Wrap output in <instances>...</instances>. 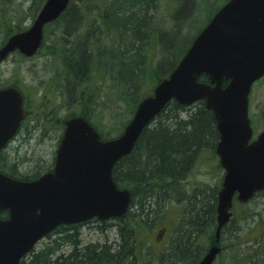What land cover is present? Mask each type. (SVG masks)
<instances>
[{"label":"trees","instance_id":"1","mask_svg":"<svg viewBox=\"0 0 264 264\" xmlns=\"http://www.w3.org/2000/svg\"><path fill=\"white\" fill-rule=\"evenodd\" d=\"M84 1L79 7L71 4L51 26L58 34L57 50L49 47L56 59L54 63L58 65L53 80L56 96L63 95L67 111L77 108L79 103V109L67 117L83 115L94 125V117L103 115L105 108L111 109L103 99V90L109 89L112 93H119L127 109L133 108V116L139 102L151 95L156 85L169 76L191 46L193 41L187 45L182 40L188 22H179L181 17L187 19L189 16L182 8L175 9L171 26H165L157 18L159 0ZM43 2L32 1L28 11L31 17L35 18ZM13 3L15 0H0V33L4 37L0 46L12 34L27 28L24 24L26 19L17 15L20 6ZM140 77L146 80L145 85L139 84ZM131 80L135 84L127 85ZM199 80L209 82L205 75ZM107 81L109 84H106ZM9 85H19V82L17 79L8 80L1 87ZM25 102L28 103L27 97ZM74 105L75 108H71ZM31 116L32 112L28 113L18 135H26V140L30 141L24 144L25 156L20 157L22 150L19 152L16 149V161L11 163L6 157L8 147L0 156V172L25 181L35 180L51 170L52 166L39 168L35 175H31L29 169L44 155L36 158L30 152L36 145L35 141L46 137L48 124L58 125L60 130L67 119H58L52 109L49 115L42 114V126L37 123L32 127ZM128 122H123L125 124L121 129L114 128L107 135L94 126L102 139L108 140L121 135ZM218 140L214 114L206 108L204 101L188 107L175 100L170 102L143 131L133 152L120 159L114 168L118 187L133 194L128 213L110 221L94 220L86 224L61 226L20 264H151L138 242L137 233L141 228H153L158 216L169 211L173 203L183 207L182 216L157 264H199L215 242L218 191L222 179L217 187L209 189L208 185L194 184L191 177L197 163L203 159H210L211 162L217 159L215 148ZM258 198H264V191L247 204ZM244 209L242 220L235 217L224 227L222 249L235 254L233 264H264V249L254 251L255 260H252V255H240L234 249L241 243H249L251 239L247 238L254 231L264 232V220L260 213L251 207ZM249 218L257 226L249 228L241 224ZM92 223H96L97 233L113 234V241L109 244L86 242L81 228ZM107 238L106 242L110 241V237ZM258 240L264 243V233L258 236Z\"/></svg>","mask_w":264,"mask_h":264},{"label":"water","instance_id":"2","mask_svg":"<svg viewBox=\"0 0 264 264\" xmlns=\"http://www.w3.org/2000/svg\"><path fill=\"white\" fill-rule=\"evenodd\" d=\"M71 0H47L34 24L0 48V62L20 51L33 56L41 47L44 27L58 19ZM207 75L210 83L199 82ZM264 76V0H230L196 37L177 67L142 100L116 139L103 141L84 118L67 122L53 172L34 182L0 173V264H20L37 244L61 225L93 218H122L133 195L119 189L114 167L130 155L146 127L173 100L184 106L205 101L213 111L220 140L217 154L225 170L219 193L216 244L199 264H214L217 245L233 213L234 197L248 202L264 190V132L253 137L249 96ZM225 81L229 84L224 86ZM23 94L16 87L0 90V152L25 119Z\"/></svg>","mask_w":264,"mask_h":264},{"label":"rangeland","instance_id":"3","mask_svg":"<svg viewBox=\"0 0 264 264\" xmlns=\"http://www.w3.org/2000/svg\"><path fill=\"white\" fill-rule=\"evenodd\" d=\"M32 1L33 0H15V3H13L17 6H20L19 10H17V15L22 19H26L24 21L26 27L31 26L34 19L31 17V13H28L32 5ZM227 1L228 0H159L158 2H160V11L157 14V18L159 19L158 22L165 26H171L174 10L177 9L176 11H178L182 8L184 13L186 12L185 15L189 16L187 19L181 17L182 15H180L181 18L179 17V22H188L186 28L184 29L182 38L183 42H186L188 45V42L194 40L196 35L210 21L213 14L216 13V11ZM85 2L86 1L84 0H73L71 4L72 6L79 7V5H82ZM53 29L54 27H48L46 41L36 56L32 58H23L19 56V54H14L7 61L0 65V83H6L8 80L15 81L17 79L21 89L28 97V107L37 112L36 114L34 113V116L41 121L42 114L48 115L52 109L56 111L58 119L64 118V116L74 113L79 109L78 103L77 108H75L76 105H74L71 108L75 109L67 111V109L64 108L65 102L63 95L62 97L56 96V84H54L53 80L56 77L55 75L58 71V65L54 63L56 60L55 56L49 51L50 46L55 48V51L58 48V41L56 38L58 34L57 31ZM1 42H4L2 32L0 33V43ZM184 48L185 45L183 46V49ZM115 52L118 53L116 46ZM59 64H61V62H59ZM65 73L67 72L65 71ZM139 81L140 85H145V83H147L146 80L144 81V79L141 77L139 78ZM106 84H109V81H107ZM126 84L132 86L135 84V82L134 80H131ZM147 87L148 86L145 88ZM103 94H105L103 99L109 103L111 109L107 110L105 108L103 115L94 117L93 121L94 125L100 131L102 130L105 135H107L114 128L121 129L125 124L123 122H128L131 119V111L133 108L129 107V109H127L126 103L121 100V96L118 92L112 93L109 89H105L103 90ZM38 102H40V104L37 107ZM127 115L129 117H127ZM45 117L47 116H44V118ZM250 118L256 137L264 130V79L259 81L253 88L250 98ZM52 127L56 128L57 130L59 128L58 125ZM55 133L56 132L51 133V135L48 137L35 141L36 145L33 146L30 155L33 157L35 156L36 158H39L41 155L44 156L43 158L41 157L42 159H40V161H35L33 163V166L29 169L31 171H29L31 175H35L39 168L53 166L56 149L59 144L57 141L59 137L56 136ZM26 139V135L17 136L14 142H12L8 147L6 157L11 163L16 161V155L14 154L16 149L19 150V152L22 150L20 157L25 156V150H23V147L26 145V143H30V141ZM219 167L220 166L219 162H217V159H213L212 162L210 159H203L194 167V174L193 177H191V181L196 185H208L209 189L211 187L215 188L220 184L224 175V172ZM241 204L242 203L240 201L235 202L233 208V218L236 217L238 220H242L243 212L245 211L244 208L251 207L255 212L260 213V216H262L264 220V198H258L257 201L255 200L250 204H247L248 206H241ZM168 210L169 211H165L160 216H158L153 228H141L137 233L138 242L142 245L141 247L144 249V252H146L148 260H150L151 264H157L158 262L160 263V255L163 254L167 249L166 246L169 239L171 238L170 236L173 234V230L175 229L177 223H179L178 221L181 219L183 207L177 203H173L171 208ZM241 224H244L245 227L248 226L249 228L257 226L255 225V221L251 220V218H249L247 222H241ZM95 225L96 223H93L85 225L81 228L83 239L88 243H111L114 237L113 234L107 235L106 233L105 235H102L101 232L97 233ZM164 229L167 230V233L166 244L163 246L158 242V238L161 230ZM254 232L249 236V238H247V240L251 239L249 243H241V245L234 248L236 249L235 251H237V253L240 255H252V260H255V250L259 248H261V250L264 249V243H261L259 241L260 239L256 241L258 236H261L264 232L261 230H257L255 233ZM107 237H110V241L106 242L108 239ZM44 242H46L45 239L37 245L36 250L39 249L41 244ZM204 243H206V241H204ZM234 259L235 254H233L232 251H223L217 258L215 264H233Z\"/></svg>","mask_w":264,"mask_h":264},{"label":"flooded vegetation","instance_id":"4","mask_svg":"<svg viewBox=\"0 0 264 264\" xmlns=\"http://www.w3.org/2000/svg\"><path fill=\"white\" fill-rule=\"evenodd\" d=\"M60 18H58L57 20H55V22L49 24L47 27L49 26H52L54 25V23H56ZM57 38V37H56ZM48 101V100H47ZM39 103V102H38ZM38 103H37V107H38ZM25 107H26V110H27V115L28 113L32 112L33 116H31L33 118V123H32V127L33 125L35 126L37 123L40 124L42 126V123H41V120H39L37 117L34 116V113L36 114L37 112H35L34 110L30 109V107H28V104L25 102ZM42 114V113H41ZM49 115V114H48ZM65 124V123H64ZM21 130H22V127H21ZM46 131V137H48L49 135H51V133H55L56 136H60L62 137L63 134H64V130L63 129H60V130H57L55 129L54 127H52L51 125H47V129L45 130ZM59 133V134H58ZM167 230L164 229V230H161V233L159 235V238H158V242L160 244H162L163 246L166 244V232ZM169 245V241L167 243V246ZM166 246V247H167Z\"/></svg>","mask_w":264,"mask_h":264}]
</instances>
